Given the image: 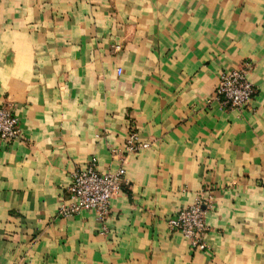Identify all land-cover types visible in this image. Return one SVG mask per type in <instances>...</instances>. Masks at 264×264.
I'll return each mask as SVG.
<instances>
[{"label": "crops", "instance_id": "1", "mask_svg": "<svg viewBox=\"0 0 264 264\" xmlns=\"http://www.w3.org/2000/svg\"><path fill=\"white\" fill-rule=\"evenodd\" d=\"M244 61L254 95L224 108ZM3 102L0 264H264V0H0ZM130 129L146 148L125 152ZM93 157L125 170L106 232L57 215ZM196 198L206 249L166 224Z\"/></svg>", "mask_w": 264, "mask_h": 264}, {"label": "built area", "instance_id": "2", "mask_svg": "<svg viewBox=\"0 0 264 264\" xmlns=\"http://www.w3.org/2000/svg\"><path fill=\"white\" fill-rule=\"evenodd\" d=\"M250 63L242 64L223 71L211 95L219 104L227 109L245 108L254 95V86L248 78ZM120 73L121 69L118 68ZM20 133L18 119L9 102L0 103V139L10 141L18 138ZM148 146L139 139L138 132L130 129L124 150L134 153ZM124 168L117 167L113 171H101L97 168L96 159L91 158L84 167H75L70 173V183L66 195L60 201L57 215L69 217L79 212L92 209L96 219L102 223V232H106V220L110 211V199L124 183ZM201 198L176 211L175 215L166 219L170 230L180 231L190 240L195 249H206L205 234L208 226L205 222V209Z\"/></svg>", "mask_w": 264, "mask_h": 264}]
</instances>
